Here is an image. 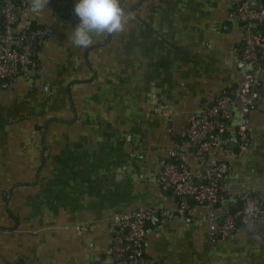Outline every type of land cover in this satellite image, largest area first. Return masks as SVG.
<instances>
[{
  "label": "crops",
  "instance_id": "obj_1",
  "mask_svg": "<svg viewBox=\"0 0 264 264\" xmlns=\"http://www.w3.org/2000/svg\"><path fill=\"white\" fill-rule=\"evenodd\" d=\"M239 1L119 0L123 30L93 35L87 48L68 39L76 0L22 10L14 31L50 34L32 49L34 67L0 86V264H111L118 221L141 208L157 214L144 243L156 264H264V58L241 61L243 30L231 16ZM247 73L257 99L246 114L232 106L224 134L198 159L183 137L187 118ZM243 118L248 140L230 145ZM177 161L197 182L212 161L225 163L224 200L179 201L157 179ZM247 190L260 218L210 243V227Z\"/></svg>",
  "mask_w": 264,
  "mask_h": 264
},
{
  "label": "built area",
  "instance_id": "obj_2",
  "mask_svg": "<svg viewBox=\"0 0 264 264\" xmlns=\"http://www.w3.org/2000/svg\"><path fill=\"white\" fill-rule=\"evenodd\" d=\"M0 0L3 29L0 31V86L5 88L9 81L29 72L35 65L33 47L50 34L48 28L35 31H14L22 10L30 6V0ZM231 16L241 24L243 36L241 40L240 58L245 67L252 66L260 58H264V6L253 8L251 0H240L234 5ZM257 83L247 73L241 86L234 91H224L209 108L199 114L187 118L184 139L192 144L198 159H203L207 151L216 145L217 135H223L228 122L232 119V106L242 105L243 114L248 113L258 95L255 92ZM246 120H240L236 129L239 143L247 142ZM216 135H213V134ZM229 138L221 139L227 145ZM227 153V150H224ZM228 172V166L222 162L212 161L205 170L202 182H197L191 172L179 161L164 164L158 182L172 188L175 194L195 203L204 204L208 208L217 206L224 200L220 190V180ZM239 206L235 210H226L216 225L208 232V241L213 243L224 240L235 233L241 225L255 223L263 211L259 200L250 191H244L238 197ZM186 204H181L184 210ZM152 212L138 209L130 216L118 221L116 236L108 250L112 258L111 264H156L149 258L145 248L146 226ZM212 216V215H210Z\"/></svg>",
  "mask_w": 264,
  "mask_h": 264
},
{
  "label": "clouds",
  "instance_id": "obj_3",
  "mask_svg": "<svg viewBox=\"0 0 264 264\" xmlns=\"http://www.w3.org/2000/svg\"><path fill=\"white\" fill-rule=\"evenodd\" d=\"M48 3L49 0H30L31 11L42 12ZM73 11L79 23L68 39L79 48H87L93 35L122 31L128 19L119 0H76Z\"/></svg>",
  "mask_w": 264,
  "mask_h": 264
},
{
  "label": "water",
  "instance_id": "obj_4",
  "mask_svg": "<svg viewBox=\"0 0 264 264\" xmlns=\"http://www.w3.org/2000/svg\"><path fill=\"white\" fill-rule=\"evenodd\" d=\"M251 6L253 7V8H260L261 6H257V3H256V0H252L251 1ZM236 141H237V138L236 137H233V138H231L230 139V145H235V143H236ZM151 221H152V223L154 222V223H157V214H152V216H151Z\"/></svg>",
  "mask_w": 264,
  "mask_h": 264
},
{
  "label": "trees",
  "instance_id": "obj_5",
  "mask_svg": "<svg viewBox=\"0 0 264 264\" xmlns=\"http://www.w3.org/2000/svg\"><path fill=\"white\" fill-rule=\"evenodd\" d=\"M15 2H17L16 0H14ZM264 6V5H263ZM3 26H4V20H3V18H2V20H1V22H0V31L3 29ZM35 30H37V29H35ZM35 30H33V31H35ZM30 31H32V30H30ZM42 39V38H41ZM33 55H34V59H35V63H36V54L33 52ZM172 189V188H171ZM251 194L253 195V193L251 192ZM177 195V194H176ZM254 196V195H253ZM177 197H178V200L180 201L181 200V196H179V195H177ZM187 199V198H186ZM181 203H183V201H181ZM187 203V202H186ZM232 210H234V209H232ZM261 210H262V207H261Z\"/></svg>",
  "mask_w": 264,
  "mask_h": 264
}]
</instances>
